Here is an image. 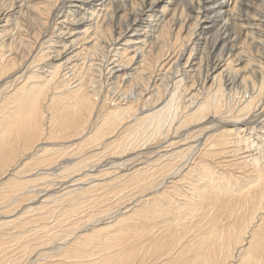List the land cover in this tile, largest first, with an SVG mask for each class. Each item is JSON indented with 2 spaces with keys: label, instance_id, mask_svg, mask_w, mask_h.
Wrapping results in <instances>:
<instances>
[{
  "label": "rangeland",
  "instance_id": "1",
  "mask_svg": "<svg viewBox=\"0 0 264 264\" xmlns=\"http://www.w3.org/2000/svg\"><path fill=\"white\" fill-rule=\"evenodd\" d=\"M1 1L3 2V4H7L4 2V0H1ZM17 1H19V0H12V3L14 6L13 7L11 6V8L8 6H5V7L3 6L4 7L3 8L0 5V19L2 20L0 22V32H1V29L4 27V25H6L5 20H4V16L9 15L8 17L10 18V21L6 27V30H5V31L8 30V32H5V38L6 39L3 40L4 38L3 39L0 38V51H5V53H7V51H6L7 43L10 42L12 34H13V38L10 42V44H11L10 49L12 51H15V50L17 51L18 50L17 39H18L19 33L22 30L23 31L27 30L28 27L29 28L33 27V25H31L29 19H25L23 21H20V19L18 18L20 16L21 12L23 11V8H22V6H20V8L15 7V3ZM139 1L134 0V4L136 6H139V4H140ZM188 1L187 0H163L162 3L160 2L159 4H157V7H154V11L150 10V11L146 12L148 14H152L153 15L152 17H150V18L148 17L147 18L148 20H146L145 16H143L142 18L144 19L145 22L142 19L141 20L142 22H140V20H138L137 23L135 25H133L134 34H135L134 36L130 37L129 35H125L124 38H121L122 40H119V42L117 41L118 45H114V44L111 45V43L108 42L109 44L104 43L99 48L97 47V49L95 48V46L93 48H91L92 43L87 42V40L89 41L92 39V34L93 35L95 34L94 29L96 28V26L101 23V21H102L101 19L107 17V15H108L107 11H111V9L113 7L112 0H110V1L109 0H83V1L77 0V2H76V0H73V1L71 0V2H73L72 5L74 4L73 9H72V7H70L71 4L68 2V0L58 1V3H56V7H54V9L52 8V10H50L49 15H48V20L46 21V24L42 27L43 29H41L42 31L39 33V35H36L37 29L33 28V30H29L30 34H28V38L31 36L34 37V42H33L34 46H33L32 51L38 52L40 50V52H39L40 54H41V51H42V53H47V54L49 53L44 58L39 57L40 60H38V62L33 60L34 63L32 65L33 66L35 65V67H34L35 71H37L39 69L37 72L43 70L44 74L47 73V72H45V70H47V67L42 66V64L47 63V61H48V64H50V59H52V57H54L57 54L56 52H58V53L61 52L63 57H62L61 61H58V63L63 62L66 59L65 57L68 58L67 59L68 61H64V63L62 64V67H63V65H65V66L63 69L61 68L63 71L61 70L60 73L61 72L65 73V74H63V76L66 75L67 80L70 79L72 82H74V84H77V81H75V79H77V76H78L80 78V81L84 82L83 83L84 87L86 84L88 85L89 83H91L90 80L92 82L93 81L96 82L97 84L99 83V85H98L99 89H100L99 92L101 91L99 93L101 95L100 98L101 99L106 98L107 103H109L110 101H112V102L116 101V102H119L118 106H120V104L122 106H123V104L125 106H127L128 102L130 100H133V101L137 100L136 101V102H138L137 103V114H138V112L143 111V110H144V113L147 114V113H149L148 112L149 110L147 109V107L149 109L152 107L159 109L163 105L167 104L168 102H171L172 100H173L172 102L174 103L175 107H171L170 109H165V110H167V113H170V114H168V116L170 118H172V117L173 118L172 119L169 118L168 121L166 122V125L163 124L162 128L159 129V133H158V128H156V127H153V129H152V127H149L148 129L146 128L145 134L143 135V137H146V135H147L146 141L144 142L145 144L144 143L142 144L144 146L141 145L138 149V147H136V146H138L137 143L139 142V140L137 142L135 141L132 144V146H130V148H131L130 150L126 151L124 154L119 155V156H117L118 154H116V153L113 154V152H111V148L109 149V147L106 149L101 148L104 146L105 142H110L113 140L111 136L114 135V133H108L104 137V139L107 138L106 141L104 142V144L99 143L98 146H95V147H93V146H89V148L84 147V149L82 151H79V152H77V151L79 150L78 146L80 145V141L79 142L77 141L79 139L77 137L81 136L82 133H79V135L70 136L69 138H64V139L62 137H60L61 135H59V137L57 139L56 138L47 139L46 136H41V140L38 141L37 143H35V147H37V149L38 148H46V149H48V151H46V152L40 151L37 154V155L45 154L44 155L45 157L40 155L42 159L40 160V163L37 166L31 165L32 158L28 157V153L26 151L24 153V156H22V153L17 154L18 156H16V155L13 156L12 158H16V160L12 159L13 161L11 160L10 163L11 164L15 163V164L14 165L12 164L13 166H11V164H10V166L6 167L9 169L6 171V173L3 174L4 176H2L0 178V183L1 182L3 183L8 177H11V175H13L14 172L16 175L18 174L17 176L23 177L21 179L30 178L31 179L30 182H32V183L27 181L24 184L26 186H23V189L25 190V192L27 194L24 193V191L22 192L20 190L19 191L20 193L17 192L16 195L12 194L13 197H12V195H10V196L7 195V193H6V197H5V194H4L5 191L1 190V188H0V191H2V193H0V195H2V197H3V200L0 201V221L5 222L3 225L4 227L2 226V230H1V226H0V230L2 231V233L4 232L6 235L5 236L3 234L2 237L0 238V264H42V263L43 264H53L54 262L56 264H58L61 257H63L62 254L66 250H68V248L72 247L73 245H75L77 243L76 237H78L82 233H85L88 231L91 232V230H93L94 227L97 230H100V231H98L99 233L92 232V235H90L87 238H83V242L81 244L84 246L85 244L89 243L90 245H86V247H89V248L92 245L93 246L94 245L99 246L97 244V241H99L103 238H107V235L104 237L101 236V235H105L106 230L108 229L107 227H103V225L105 223H107L106 225L112 224L110 222H112L116 216H122V215L124 216L125 214L130 213L131 212L130 210L134 209L135 204L140 203L142 205V203H144L146 201L145 197L148 198V197H151L154 195L155 192H150V190H148V192H147L145 190V188L142 187L144 184V182L142 183V181L137 182L135 184L126 185L127 187H124V184L126 183V180L129 178V176L131 177L132 176L131 174L135 170H137L138 167H141V166L143 167L142 169H145V171H146V172H144V174H142L143 176L149 174L150 169L151 170L156 169V168L161 169L164 165L169 164V163H173V165L169 169H173L175 172L180 171L181 168L185 169V170H181L179 175L176 178L174 176H167V177L165 176V178L162 179L163 186H162V184L158 185V187H161L160 189H162V188H164L165 185L171 186V185H173L172 183L176 182L177 185L180 186L179 191L184 190L185 187L188 186L187 184L189 182H191L190 178H187L186 176H184L186 168L187 169H196V166H194V164L196 165L197 162H201V163L204 162L206 168L201 167V169L204 168L207 170V168L209 167L210 169H208V170H210L212 172L215 171V173L217 174V177L221 178V180L222 179L225 180L224 176H227L228 181L231 182L232 184L234 183L233 184L234 186L238 185V187H239V186L243 185L246 187L247 184L250 182L248 180L249 177H250L249 178L250 180L255 179V177H257L258 179L260 178V176L255 175V173L253 172V169L251 167L240 163L242 161L240 158L243 157L244 155H246L247 152L248 153L251 152L250 154H252L254 156H259L258 153L261 151V149L259 150L257 148V147H260L258 145V143L261 144V142L263 143V140H264V0H232V1L231 0H229V1L228 0H224V1L223 0H213V3H215L214 7L216 5V8H214V9H216V10H218L217 6L222 1L224 2L223 4H228V7H231L237 1H238L237 2L238 4H236V6L240 5V7L237 6L238 9L236 10V11H238V10L240 11V12L238 11V13L236 12L237 13L236 19H238V20H235L236 22L231 21L236 25H234L232 23L233 24L232 29H230V28H229L230 30H228V29L224 30L223 29L220 32V35L223 38H225L227 36V34H230L229 35L230 37L228 39H232V40L229 41L228 43H225L224 42L225 40H224V41H218V42H220V44L215 45L214 41H212V39L214 40V38H212V35L214 34L215 30L221 26V23L216 22V23H218V26L213 30L210 29L211 27L209 24L204 23L203 25H208L207 28H209V27L210 28L209 29L205 28L204 30L199 31L200 29L195 28V25H193V26L191 25V23L195 24L194 19H198V18H194L193 17L194 14H193L190 16L193 17L194 19L191 17H188L184 23V27L182 30L184 33H182V32L180 33V36L182 34V37L179 36L177 39L175 37H172L171 40H170V38H169V40H167V39L164 40L163 41V43L165 44L164 47L160 51H158L160 45H162V43H160V41L157 39V34L159 31V25L161 23H163V21L165 20V19L163 20L162 16H165V18H168L171 15H175V16L177 15L178 16V15H180L179 13H181V11H183V10H184L183 14H187L188 9L185 8L184 4L187 3ZM198 1L199 0H192V3H195V6H197ZM60 2H62V3H60ZM119 2L118 1L116 2V5L114 6V8L117 9V5L119 4ZM19 3H21V2L19 1ZM76 3H77V5H76ZM229 4H230V6H229ZM249 5H250V7H249ZM257 5H258V7H257ZM260 5L261 6L263 5V6L261 7ZM108 6H109V8H108ZM165 8H166V10H165ZM2 9L3 10L5 9V10L3 11ZM194 10L196 11V8ZM200 12H202V10H200ZM209 12H215V11L209 10ZM122 13H124V11L119 12V14H122ZM161 13H163V14H161ZM3 14H5V15H3ZM217 14H219V12ZM114 15L108 16L107 18L114 25L115 31L113 30V35L116 33V36H117L119 31H120L119 30L120 26L119 27L117 26V21H115ZM117 15H118V13H117ZM211 15H212V13L208 14L209 17H211ZM103 16H106V17H103ZM245 16H248V17H245ZM251 16L256 21L255 20H251V21H243L242 20V19L247 20ZM212 17H213V15H212ZM81 18H82V20H81ZM158 18H160V19H158ZM17 19L20 21V22L18 21L20 24L18 22H16ZM149 19L151 22L149 21ZM153 19H155L157 21H155ZM258 19L261 20V24L257 22ZM64 20H65V22H64ZM75 20H77V21H75ZM78 20H79V22H78ZM75 22H76V24L77 23L78 24L75 25ZM152 22L154 25L152 24ZM240 22L242 24L246 23V25L243 26ZM82 23H83V25H82ZM140 23H142V24H140ZM149 23H150L151 27L149 26ZM145 24H148V25H145ZM255 24L256 25L259 24L258 27L255 26ZM21 25L23 27H21ZM175 25L177 26L178 22L175 23ZM187 25H189V27ZM190 26H192L193 28ZM239 26L241 28H239ZM149 27H150V30H149ZM246 27H248V28H246ZM69 28H71V30H68ZM191 28L193 30L191 32L193 35H191L189 33L190 32L189 30ZM91 29L93 31H91ZM142 29H144L146 31L142 32L143 31ZM194 29H196V30H194ZM79 30H81V33H83V34L79 33L80 32ZM34 31H36V32H34ZM124 31H126V30H124L122 28V32H124ZM139 31H141L142 34ZM151 31H153V32H151ZM187 31H189V32H187ZM87 32H89V33H87ZM131 32H133V30H131L127 33L130 34ZM150 32H151V34L152 33L153 34L151 35ZM200 32H202V34H200ZM248 32H250V33L253 32L256 38L251 41L250 38H252V37L250 35H248ZM3 33H4V31H3ZM22 34H24V32ZM149 34H150V37H149L150 39L147 38L149 36ZM189 34H190V36H189ZM53 35H55L56 38ZM82 35H83V37H82ZM145 35L146 36L148 35V36L145 37ZM246 35L250 36L249 37L250 42H243V39H245V37H243V36H246ZM141 36H143V37H141ZM187 36L189 39H187ZM86 37H88V39ZM152 37H153V39H152ZM258 37H261V39L262 38L263 39L260 40V38H258ZM137 38H138V40H136ZM64 39L67 41H65ZM69 39H70V41H69ZM146 39H148L149 41H147ZM35 40L37 42H35ZM73 40H75V41L78 40V41L75 42ZM139 40L142 42V44H144V46L141 45V42ZM151 40H153V41H151ZM174 40L176 41L175 42L176 44L174 43ZM68 41L71 43L73 42L72 43L73 45L71 43L67 44L66 42H68ZM258 41H261V42H258ZM47 42H49V43H47ZM137 42H139V43H137ZM152 42L155 44H153ZM52 43H53V45H52ZM115 43H116V41H115ZM151 43L153 44V46L151 45ZM179 45H181V46H179ZM36 46H37V48H36ZM46 46H48V47H46ZM62 46L65 48H63ZM73 46H74V48H73ZM69 47H71V48H69ZM149 47H150V49H152L149 52L150 54L148 53ZM94 48H95L96 54H95V51H93ZM102 48H103V50H102ZM62 49H63V51H61ZM91 49H93V50H91ZM221 49H223L222 52H221ZM98 50H101L102 53L99 52ZM162 50L164 52L166 50V52L164 53ZM78 51H80V52H78ZM90 51H92V53ZM74 52H75V54L77 52L78 53L75 55ZM93 52H94V54H93ZM151 52H153V53L155 52V53L153 54ZM50 53H52V54H50ZM66 53L68 56L66 55ZM97 53H99V54H97ZM228 53H229V55H228ZM71 55H72V57H75V58H72ZM136 55H137V57H136ZM153 55H155V56H153ZM149 56H150V58H149ZM154 57H155V60L157 59L156 61L154 60ZM76 58H78V59H76ZM140 58H141V62H142L141 64H140V60H139ZM147 59H148V61H147ZM158 59L160 62L158 61ZM31 61L32 60L29 58L23 59V64L18 67V70L19 69L20 70L19 71L17 70L18 72L17 71L15 72L13 69L10 72L11 74L10 75L8 74L11 78L7 77L6 80H4V81L7 82V80L9 81L10 79H13L15 76H18V75H22V74L28 75V74L32 73L31 71H33V68H32L33 66L30 67V65H29ZM136 61L137 62L139 61L138 62L139 64ZM146 61H147V63H149V65L150 64H152V65H150V67L146 66V65L144 66ZM132 62H134V63L136 62L137 64L134 65V63H132ZM220 62H223V63H221L222 66L220 65ZM153 64H154V66H153ZM161 64H163V65L161 66ZM226 64L228 65L229 68L226 66ZM80 66H82V67H80ZM41 67H42V69H41ZM134 67H139L138 70L143 71V73L141 72L142 73V76L140 78L141 82L137 83L138 85L135 82H133L132 78H130L131 76L129 75L131 73V72H129V71H131L129 68H134ZM83 69H85V70L83 71ZM91 69H93L94 71H91ZM148 69H149V71H147ZM86 70H88L90 73L86 72ZM144 70H146L147 72H145ZM224 70H226V71H224ZM69 71H70V73H68ZM220 73L222 74V78L220 79V82L222 80L220 88L222 90H225L222 93H218V91H219L218 81H219V74ZM74 75H75V77H74ZM70 77H73V79H71ZM163 77H164V79H163ZM165 77H167V78H165ZM243 78H245V80H243ZM23 79L26 80V78H24V77H23ZM147 79H148V81L146 83ZM195 79H196V81H195ZM18 80L16 82H19L20 84H22L24 82L22 80H19V81ZM203 80H205V81H203ZM32 81H33V79H32ZM16 82L8 83L10 85L7 87L6 90L10 91L11 87ZM86 82H88V83H86ZM60 83H61V86H63V87L65 84H67V85H65V87L66 86L68 87V85H69L65 81L64 82L62 81ZM38 84H39V82H35L34 86H37ZM135 85H137V86H135ZM4 86H5L4 84L0 83V91H2ZM129 86H130V88H129ZM71 89H73V88L69 87L67 90H71ZM215 89H216V91H215L216 95H215V92L213 93V91ZM235 91H237V92H235ZM53 92H54V90L52 89L47 93V99L48 100H49L50 94H52ZM138 93H141V95H139ZM217 95L219 96V98L221 95V98H223L224 100L219 99ZM208 96H210V98L212 96H214L218 99L219 108L216 109V111H218V112L214 111L213 108H210L206 112V114L203 115V117L201 116L198 118H190V119L187 118L184 120L185 116L187 114L193 112L195 110V108H197L199 106L200 102H202V99H204L205 97L209 98ZM207 98H205V99H207ZM251 98L254 99V103H253L254 105H252L253 109L251 108L252 111L250 109L246 113H243V114L237 116V114L239 112H241V109H243V107L245 106L247 100H249ZM154 101H155V103H154ZM46 102L48 104V101H46ZM151 102H152V104H151ZM47 104H45V106H47ZM13 106H14V103L9 104V105H4L3 102L0 101V111H2V113L6 112V110L12 108ZM105 107L111 109V108H113V105H111V106L105 105ZM177 107H178V109H177ZM46 110H45L46 113L47 112L49 113L52 110V108L48 107V109H47V107H46ZM169 110H170V112H169ZM173 111H175V112H173ZM48 113L47 114L44 113V115L47 117V120L44 122V125L46 127L49 126L48 119L50 117V113L49 114ZM175 113H177L178 115ZM88 119L90 121V118H88ZM88 119H87V121H88ZM173 119L175 120L174 122H173ZM170 120H172V121H170ZM88 122H86L84 124V126L88 125L87 124ZM51 127L54 129L55 123L54 124L51 123L50 128ZM232 128H233V131L235 130L238 133V136L233 135L234 137H236L235 140L239 141V137L244 139L246 136V138H249L250 142L252 141L249 144L250 146L248 145L247 147H250L253 149L250 150V148H247L246 145L244 144V142L241 141L240 143H242V142L243 143H242V145L239 143L238 147H240L239 145H241L243 149L246 148V151L239 150V149H238L239 151H234V149H232L231 144H227L226 147H225V145L222 146V145H216L215 144L210 149V151H212V149H213L212 155L207 156V155H204L202 153L203 149L208 147L205 144H207V143L209 144L212 140H214V138H216L215 136H218L217 134L222 133L223 130L232 129ZM168 129H169V131H168ZM176 131L179 133H177ZM83 133H84V130H83ZM164 133H165V135H164ZM210 135H212V136H210ZM72 137H73V139L70 140V138H72ZM197 138H199V139H197ZM68 140L70 142H68ZM61 141H62V143H61ZM45 142H48V143H45ZM75 142H78V143H76V145H73V144H75ZM253 142H255V143H253ZM252 144H253V146L255 145L254 146L255 148L252 146ZM256 144H257V147H256ZM69 145H70V147H69ZM64 146H65V148H62ZM182 148L184 149V151H182ZM55 149H58V151H56ZM176 150H180V152L178 153V156L174 157L171 154H173L172 151L174 152ZM252 150H254V151H252ZM255 150H257V151L255 152ZM28 151L31 152L30 150H28ZM68 151H69V153H68ZM65 152H66V155H64ZM256 153H257V155H255ZM91 154H95V155L93 157H89V155H91ZM259 154L261 156V160H263L264 159L263 155L261 153H259ZM80 157H86L87 158L85 163H84V166L79 167L78 169L75 168L76 166L73 167L72 169H68L73 165V162H77L78 158H80ZM158 157H160V158H158ZM148 158H150V159H148ZM46 159L48 160V162L50 161V164H48V165L42 164V163H46ZM204 159H205V161H203ZM206 160H208V161H206ZM66 161H71V163L67 164ZM188 161H190V162H188ZM177 163H178V165H177ZM64 164L65 165L67 164L66 165L67 167H65ZM123 165H124V167H123ZM80 168H83V169L81 170ZM91 168H92V170H91ZM177 168L180 170H176ZM58 169H60V170H58ZM65 169H68V170H65ZM17 170H19V172H16ZM202 171H201V173H202ZM19 173H20V175H19ZM194 174H196V173H194ZM27 175L30 177H28ZM197 175H199V174H197ZM244 175L246 176L247 179L242 178ZM261 176H262L261 178L264 179V173ZM34 178H36V179H34ZM166 178L168 179V181ZM237 178H240L238 180V183H236ZM239 182H242V183H239ZM91 184H93V186ZM118 184H123V187L117 188V186H119ZM129 184H130V180H129ZM263 184H264V182H263ZM89 186H90V188H89ZM243 189H244V187H243ZM68 190L69 191L71 190L70 194H69ZM73 190H75L76 192ZM118 191H120V192H118ZM228 192H230L231 194H234V192H231V191H228ZM23 195H25V197ZM17 197H19V201H15V200H17ZM79 197L81 199H83V201L78 200ZM6 198H7V200H6ZM20 198L23 201L25 198H26V200L23 202ZM65 199L66 200L68 199V200L66 201ZM73 199H74V201H73ZM61 200H62V202H59ZM64 200H65V202H64ZM69 200H71V201L69 202ZM76 200H78V202L79 201L83 202L84 204L83 203H82L83 205L77 204V202H75ZM68 202H69V204H68ZM234 202H240V204L233 205V206L229 207L230 209L225 208V210L224 209L219 210V211L224 210L223 215L220 214L219 212H216V213H218L217 215L219 216V218H220L219 220H221L222 224H225V223H226V225L229 223H230L229 225H232L234 223L241 224L239 222L245 221L246 210H245V204H244L243 199L239 195L238 198L236 200H234ZM72 203H73V205H72ZM29 204L31 205L30 208H32L34 211H28V213H29L28 214L27 208L29 209ZM170 204H174V201ZM65 205H66V207H65ZM46 207H48V208H46ZM80 207H81V209H80ZM78 208L80 210H78ZM201 208H202V210H207L205 206H203ZM214 208L216 210L218 209L216 206H214ZM25 209H26V211H24ZM75 209H76V211H74ZM62 210H66L69 212L68 213L66 212L67 213L66 215H63L62 217H60L62 215V213L65 212V211L63 212ZM47 211H49V212L46 214ZM72 211H74V212H72ZM38 213H39V216L42 215V213H43V215L45 214L47 220L46 219L36 220ZM33 214L35 216H32ZM30 215H31V218H30ZM47 216H49V217H47ZM56 216H57V218H56ZM185 216L186 215H184V217ZM222 216L224 217V219L222 218ZM226 216H228L229 218ZM4 217H5V219H4ZM58 217H60V219ZM28 218L34 219V223H33V221H29ZM61 218H62V220H61ZM174 218L176 219L177 216L176 215L175 216L170 215V221H172ZM207 218H208V220H207ZM241 218H242V221H241ZM27 219L29 222L26 223V226H25V222ZM58 219L60 220L59 224L57 222ZM144 219H145L144 217H140V220H138V222L136 221V223L134 224V228L136 231H139L138 227L143 228L144 223L146 222V220H144ZM231 219H233V220L231 221ZM238 219H239V222H238ZM6 220L7 221L9 220V221L7 222ZM10 220H13V221L17 220L16 222L21 221L20 225L23 227L20 228L21 226H19V223H17L18 224L17 225L16 222L13 223ZM45 220L47 221L46 223H48V224H46V223L43 224V221H45ZM198 220L200 222H198ZM212 220H213V215L208 216V214L200 216L197 219L192 218V221H191L192 223L188 224L189 229H190L189 232H191V233L194 232L199 225H201V226L205 225V224L211 222ZM227 220H230V221H227ZM40 221L43 225L40 223ZM55 221H56V223H55ZM201 221H202V223H201ZM233 221H236V222H233ZM9 222H11L13 224V226L15 224L17 226H19L18 228L20 230L17 229V227H13V226H11V227L9 226L10 227L9 228L7 226V224H9ZM30 222H32V223H30ZM185 222H189V220L186 219ZM11 223L9 225H11ZM22 223H24V224H22ZM39 224H41V225H39ZM53 224H55V225L52 226ZM5 225L7 226L6 228H5ZM36 225H39V226H36ZM190 226H191V228H190ZM132 227L133 226H129L127 231L132 229ZM8 228H9V230H7ZM3 229H4V231H3ZM1 231H0V233H1ZM16 231L18 233H16ZM19 231H23V232L21 233ZM6 232H8L10 236L13 233V235L11 236L12 238L8 234H6ZM15 233H16L17 237L15 236ZM113 233L114 232H110V233H108V235H111ZM13 236L15 238H13ZM246 236L247 235L244 236L246 241L245 240L243 241V243H245V244L247 243V241L249 239ZM7 237H8V239H6ZM128 237H129L128 241H131L132 237L130 236V234ZM96 238H99V240ZM85 240H88V241H85ZM104 241L105 240H101L100 244H102ZM147 241L148 240H146V238L143 236V238L140 237V239H138L135 244H143L141 246V249L146 251L147 248L145 247V244L147 243ZM54 243H56V244H54ZM243 243L240 244L239 247L247 246ZM136 247L138 248V247H140V245L139 246L137 245ZM237 247H238V245L236 246L233 255H237V253L239 252L240 248L239 247L237 248ZM61 248L62 249L64 248L65 251H62ZM115 249H116V247H111V248H109V251L115 250ZM176 250H177V248H174L173 252L171 254L167 253L166 255L171 256L173 254V256H174ZM145 253H148L145 255V256H147L145 258H148V257L150 258L151 255L149 256V252H145ZM158 253L161 254V251L157 250V253H153L151 257L156 258L158 256L157 255ZM98 254L99 253H97L96 255H98ZM187 255L189 256L188 253H187ZM50 256H52V257H50ZM70 257H71V259H69L68 261H72V260L76 259V258H73L72 255ZM160 257L158 258L159 262L157 261V259L155 261V260H152L153 258H151V259H149L151 261H149L147 263L151 264V262H153L154 264L155 263L156 264H162V262H163L162 259H165L166 256H164V257L160 256ZM35 258L38 260H36ZM233 259L231 258L232 261H230L231 263L229 262L228 264H234L235 263L234 261H237V257H234ZM135 260H138V259L135 258ZM146 260H148V259H143V262ZM160 261H161V263H160ZM147 263H145V264H147ZM178 264H180V262Z\"/></svg>",
  "mask_w": 264,
  "mask_h": 264
},
{
  "label": "bare ground",
  "instance_id": "2",
  "mask_svg": "<svg viewBox=\"0 0 264 264\" xmlns=\"http://www.w3.org/2000/svg\"><path fill=\"white\" fill-rule=\"evenodd\" d=\"M19 1L21 3H19ZM19 1H17L15 3V7H17V8L19 7L20 8V6H22L23 11L21 12V14H20V16L18 18L20 19V21H23L25 19H29V21H30L31 25H33V27H31V28L28 27L27 30H25L26 32L22 30L19 33V36H18V39H17V43H18V50L17 51L16 50L12 51L10 49V46H11L10 42H11V40L13 38V34L11 36L10 42L7 43V49H6L7 53H5V51H0V83L5 85L4 88L2 89V91H0V101L3 102L4 105H9V104H13L14 103V106L12 108L6 110V112L2 113V111H0V178L2 176H4L3 174L6 173V171L9 169V168H6V167L10 166L11 160L12 159L16 160V158H12V157L15 156V155L18 156L17 154H21V153H22V156H24L25 151L28 153V157L32 158L31 165L32 166L39 165L40 160L42 159L40 155L44 156L45 154H40V155H37V154L40 151H42V152L48 151V149H46V148H38L37 149V147H35V143H37L38 141L41 140V136H46L47 139H54V138L57 139L59 137V135H61L60 137H62L64 139V138H69L70 136H76V135H79V133H82L81 136L77 137V138H79L77 141L78 142L80 141V145L78 146L79 150L77 151V152H79V151H82L84 149V147L89 148V146H93V147L98 146L99 143H103L104 144V142L107 139V138L104 139V137L108 133H114V135L111 136L113 140L110 141V142H105V144L107 146L104 144V146L101 147V148H105L106 149V148L109 147V149L111 148V152H113V154L116 153V154H118L117 156H119V155L124 154L126 151L130 150L131 149L130 146H132V144L135 141L137 142L138 140H139V142L137 143L138 146H136V147H138V149H139V147L146 141L147 135H146V137H143V135L145 134V129L146 128L148 129L149 127H152V129H153V127H156V128H158V133H159V129L162 128L163 124L166 125V122L170 118L168 116V114H170V113H167V110H165V109H170L171 107H175L174 103L172 102L173 100L171 102H168L167 104H165L163 106L161 105L162 107L159 108V109H156V108H153V107L149 109L147 107V109L149 110L148 111L149 113H147V114L144 113L143 109H142L143 111H140L137 114V103H138V102H136L137 100L136 101L130 100L128 102L127 106H125L124 104H123V106L121 104H120V106H118L119 102H116V101L115 102L110 101L111 103L110 102L107 103L106 102V98H104V99L100 98L101 95L99 93L101 91L99 92V90H100L99 86H98L99 83L97 84L96 82H94V81L92 82L90 80L91 83H89L88 85L86 84L85 87H84V84H83L84 82H81L80 78L78 76H77V79H75V81H77V84H74V82H72L70 79L67 80L66 75L63 76V74H65V73H62V72H61L62 74L60 73V71L65 66V65H63V67H62V64L64 63V61H68L67 60L68 58L65 57L66 59L64 58L65 60L63 62L58 63V61H61L62 57H63L61 52H59V53L56 52L57 54L54 57H52V59H50V64H48V61H47V63L42 64V66H46L47 67V70H45V72H47V73L44 74L43 70L37 72L39 69L38 70L36 69L37 71H35L34 70L35 65L34 66L32 65L34 63L33 60L38 62V60H40L41 57L44 58L49 53L48 54L47 53H42V51H41V54H40L39 53L40 50L39 51L37 50L38 52L32 51L33 46H34L33 45L34 37L31 36V37L28 38V34H30L29 30H33V28L37 29V34L36 35H39V33L42 31L41 29H43L42 27L46 24V21L48 20V15H49L50 10H52V8L54 9V7H56V3H58V1H61V0H19ZM81 1H83V0H81ZM117 1L119 2L120 0H116V1L112 0L113 7H112L111 11H107L108 12L107 13L108 14L107 17L108 16H112V15L115 14L114 17H115V21H117V26L118 27L120 26V28H119L120 31H119L118 35L116 36V33L113 35V30H114L113 23L106 16H103V17H106V18L101 19L102 20L101 23L100 24L97 23L98 24L97 26L94 24L96 26V28L94 29L95 30L94 31L95 34L94 35L92 34V39L91 40H89V41L87 40V42L92 43V45L89 43L91 45V48H93L95 46V48L97 49V47L99 48L104 43L105 44L106 43L109 44L108 42H110L111 45L112 44L118 45L119 40H122L121 38H124L125 35H129L130 37L134 36L135 34H134L133 25H135L138 20H140V22H142L141 20L143 19L142 18L143 16H145L146 20H148L147 19L148 17L149 18L152 17L153 16L152 14H148L146 12L150 11V10L154 11V7H157V4H159L160 2L162 3L163 0H140V1L138 0L140 2L139 6H136L134 4V0H121L119 2V4L117 5V9H116V8H114V6L116 5ZM223 1L218 4V6H217L218 10H216V9H214V8H216V5L214 7L215 3H213V0H199L197 2V6H195V3H192V0H189L187 3L184 4L185 8L188 9L187 10L188 11L187 14H183L184 13V10H183V11H181V13H179L180 15H178V16L177 15L176 16L175 15H171L168 18H165V16H162L163 20L164 19L165 20L163 21V23H161L159 25V31H158V34H157V39L160 41V43H162V45H160L158 51H160L164 47V45H165L163 43L164 40H166V39L169 40V38L171 40L172 37H175L177 39L180 36L181 32L184 33L182 31L183 27H184V23H185L186 19L188 17H191L190 15H193V14H194L193 17L194 18H198V19H194L193 17H191V18L194 19V22H195V24L191 23V25L192 26L195 25V28L200 29L199 31H202L205 28H207L208 25H203L204 23L205 24H209L210 27H211V28L210 27L209 28L212 29V30L215 29L218 26V23H216V22L221 23V26L218 27L215 30L214 34L212 35V38H214V40L212 39V41H214L215 45L216 44H220V42H218V41H224L225 40L224 41L225 43H228L229 41H231L232 39H228L230 37L229 36L230 34L226 33L227 36L225 38H223L220 35V32L223 29L224 30L232 29L234 23L231 22V21L238 20V19H236V14L238 13L239 10L238 11H236V10L238 9L237 6L240 7V5L236 6V4H238L237 3L238 1H237L234 4L232 3L233 5L231 7H228V4H223L224 3ZM4 2L7 3V4H3V2L0 0V5L2 7L3 6L4 7L8 6V7L11 8V6L12 7L14 6L13 3H12V0H4ZM68 2L71 4L70 7H72V9H73V6H74V4L72 5L73 2H71V0H68ZM76 2H77V0H76ZM60 3H62V2H60ZM76 5H77V3H76ZM229 6H230V4H229ZM249 7H250V5H249ZM257 7H258V5H257ZM108 8H109V6H108ZM195 8H196V11L194 10ZM165 10H166V8H165ZM200 10H202V12H200ZM209 10L215 11V12H209ZM121 11H124V13L119 14V12H121ZM218 12H219V14H217ZM117 13H118V15H117ZM209 13L210 14L212 13L213 17H212V15H211V17H209L208 16ZM161 14H163V13H161ZM3 15H5V14H3ZM8 16L9 15L4 16V20H5V24L6 25H4V27L1 29L2 33L0 32V38H2V39L4 38L3 40L6 39L5 38V32H8V30L5 31L7 25L9 23V21H10V18ZM245 17H248V16H245ZM158 19H160V18H158ZM81 20H82V18H81ZM153 20H155V19H153ZM242 20L243 21H251V20H255V19L251 16L247 20H244V19H242ZM1 21L2 20L0 19V22ZM18 21L19 20L17 19L16 22H18ZM75 21H77V20H75ZM143 21H144V19H143ZM149 21H150V19H149ZM155 21H157V20H155ZM64 22H65V20H64ZM78 22H79V20H78ZM177 22H178V25L176 26L175 23H177ZM257 22L261 24V20L260 19H258ZM77 24L75 22V25H77ZM140 24H142V23H140ZM152 24H153V22H152ZM82 25H83V23H82ZM145 25H148V24H145ZM234 25H236V24H234ZM242 25L244 26V25H246V23H243ZM258 25L255 24V26H257V27H258ZM149 26H150V23H149ZM187 26L189 27V25H187ZM192 26H190V27H192ZM21 27H23V26L21 25ZM150 27H149V30H150ZM122 28L124 30H126V31L122 32ZM192 28L190 30L188 29L190 32L187 31L191 35H193L191 33L193 31ZM209 28H207V29H209ZM239 28H241V27L239 26ZM246 28H248V27H246ZM68 30H71V28H69ZM131 30H133V32L128 34L127 32H129ZM142 30H141L142 32L146 31L144 29H142ZM194 30H196V29H194ZM3 31H4V33H3ZM79 31H80L79 33H81V30H79ZM91 31H93V30L91 29ZM141 31H139V32L142 34ZM23 32H24V34H22ZM34 32H36V31H34ZM151 32H153V31H151ZM151 32H150V34H151ZM87 33H89V32H87ZM81 34H83V33H81ZM150 34H149V36L147 35L148 37L145 35V37L149 38ZM190 34H189V36H190ZM200 34H202V32H200ZM248 35H250L253 38V39L250 38L251 41L256 38L253 32H251V33L248 32ZM248 35L243 36V37H245V39H243V42H250L249 41V37L250 36H248ZM53 36L56 38L55 35H53ZM82 37H83V35H82ZM141 37H143V36H141ZM180 37H182V34H181ZM86 38L88 39V37H86ZM138 38L136 40H138ZM258 38H260V40L263 39V38L261 39V37H258ZM152 39H153V37H152ZM187 39H189L188 36H187ZM146 40L149 41L148 39H146ZM65 41H67V40H65ZM69 41H70V39H69ZM69 41L66 42V43L67 44L71 43ZM73 41H75V40H73ZM77 41H75V42H77ZM115 41H116V43H115ZM151 41H153V40H151ZM35 42H37V41L35 40ZM175 42L176 41L174 40V43ZM258 42H261V41H258ZM47 43H49V42H47ZM137 43H139V42H137ZM152 43H151V45L153 46V44H155V43H153V44ZM52 45H53V43H52ZM141 45L144 46V44H142V42H141ZM181 45H179V46H181ZM46 47H48V46H46ZM36 48H37V46H36ZM63 48H65V47H63ZM69 48H71V47H69ZM73 48H74V46H73ZM95 48H94V50L93 49H91V50L95 51ZM102 50H103V48H102ZM150 50H152V49H150V47H149L148 53L150 52ZM61 51H63V49ZM98 51L102 53L101 50H98ZM222 51H223V49H221V52ZM78 52H80V51H78ZM90 52L92 53V51H90ZM165 52H166V50H165ZM151 53H153V52H151ZM229 53H228V55H229ZM50 54H52V53H50ZM74 54H75V52H74ZM93 54H94V52H93ZM95 54H96V51H95ZM97 54H99V53H97ZM66 55H67V53H66ZM153 56H155V55H153ZM71 57H72V55H71ZM136 57H137V55H136ZM25 58H29V59L32 60L30 62V64H29L30 67L33 66L32 67L33 71H31L32 73H30L28 75H26V74L18 75V76H15L13 79H10L9 81L7 80V82H5L4 80H6L7 77L11 78L9 76L11 74L10 72L13 69L16 72L18 70V67L23 64V59H25ZM72 58H75V57H72ZM149 58H150V56H149ZM76 59H78V58H76ZM139 60H140V64H141L142 63L141 62V58ZM154 60H155V57H154ZM147 61H148V59H147ZM147 61L145 62L144 66L146 65V66L150 67V65H152V64L149 65V63H147ZM158 61H159V59H158ZM136 62L135 63L132 62V63H134V65H135L139 61L137 63ZM221 63H223V62H220V65H221ZM227 64H226V66L228 67ZM162 65L163 64H161V66ZM153 66H154V64H153ZM80 67H82V66H80ZM41 69H42V67H41ZM129 69L131 70V71H129V72H131L129 75L131 76L130 78H132L133 82H135L136 84L141 82L140 78L142 76L143 71L138 70L139 67H134V68H129ZM84 70L85 69H83V71ZM91 71H94V70L91 69ZM144 71L147 72V71H149V69L147 71L146 70H144ZM224 71H226V70H224ZM86 72H89V71L86 70ZM68 73H70V71ZM23 77L26 78V80H24ZM74 77H75V75H74ZM70 78L73 79V77H70ZM165 78H167V77H165ZM221 78H222V74L220 73L219 74V81L217 80L218 83H219V86H218L219 91H218V93H222V92L225 91V90H222L220 88L221 87V82H222V80L220 82ZM18 79L22 80L24 82L22 84H20L19 82H16ZM32 79H33V81H32ZM163 79H164V77H163ZM243 80H245V78H243ZM62 81L63 82L65 81V82H67L69 84L68 87L66 86L67 88L65 87V85H67V84H65L64 87L61 86L60 82H62ZM147 81H148V79L146 80V83H147ZM195 81H196V79H195ZM203 81H205V80H203ZM10 82H12V83L16 82V83L13 84V86L11 87V90L8 91L6 89L10 85V84H8ZM35 82H39V84L37 86H34ZM86 83H88V82H86ZM137 85H135V86H137ZM69 87H71L73 89L67 90ZM129 88H130V86H129ZM52 89L54 90V92L52 94H50V96H49V100L50 101H49L47 99V93L50 90H52ZM215 91H216V89L213 91V93ZM235 92H237V91H235ZM138 94L141 95V93H138ZM215 95H216V92H215ZM208 97L209 98L205 97L207 99H205V98L202 99V102H200L199 106L197 108H195V110L193 112L187 114L185 116L184 120L187 119V118L190 119V118H198V117H201V116L203 117V115L206 114V112L210 108H213L214 111H216V109L219 108L218 99L216 97H214V96H212L211 98H210V96H208ZM218 98H219V96H218ZM219 99H223V98H221V95H220ZM46 101H48V104H47ZM154 103H155V101H154ZM253 103H254V99L253 98L247 100L245 106L243 107V109H241V112H239L238 114L236 113L237 116L249 111L253 107L252 106V105H254ZM45 104H47V106H45ZM151 104H152V102H151ZM105 105H107V106L113 105V108L109 109V108L105 107ZM46 107H47V109H48V107L52 108V110L49 112L50 113V117L48 119V123H49L48 127H46L44 125V122L47 120V117L44 115V113L45 114L48 113V112L46 113V111H47ZM177 109H178V107H177ZM252 109H251V111H252ZM169 112H170V110H169ZM173 112H175V111H173ZM216 112H218V111H216ZM175 114H177V113H175ZM88 118H90V121H89ZM172 118H170V119H172ZM87 119H88L89 122L87 121ZM170 121H172V120H170ZM174 121L175 120L173 119V122ZM86 122H88L87 123L88 125L84 126V124ZM51 123L52 124L55 123L54 129L52 127L50 128V124ZM83 130H84V133H83ZM168 131H169V129H168ZM177 133H179V132H177ZM164 135H165V133H164ZM217 135L218 136H215L216 138H214V140H212L209 144L208 143L205 144L208 147L203 149L202 153L204 155H207V156L212 155L213 149H212V151H210V149L215 144L216 145H222V146L225 145V147H226L227 144H231L232 145V149H234V151H239V150L246 151V148L245 149L242 148V146H241L242 143L244 142V144L247 147L252 142V141L250 142L249 138H246V136H245L244 139L239 137V141L235 140L236 137H234L233 135H235V136L237 135L238 136V133L235 130L233 131V128L232 129L223 130L222 133H219ZM210 136H212V135H210ZM71 139H73V137L70 138V140ZM197 139H199V138H197ZM241 141H243V142L240 143ZM68 142H70V141L68 140ZM78 142H75V144H73V145H76V143H78ZM45 143H48V142H45ZM61 143H62V141H61ZM239 143L241 144V145H239L240 147H238ZM253 143H255V142H253ZM258 145L260 147H257V144H256V147L259 150L261 149L262 152L260 151L259 153H261L263 155V157H264V140H263V143L262 142H261V144L258 143ZM142 146H144V145H142ZM252 146H253V144H252ZM69 147H70V145H69ZM62 148H65V146L62 147ZM247 148H250V147H247ZM58 149H55V150L58 151ZM251 149H253V148H250V150ZM28 150H30L31 152H29ZM69 151H68V153H69ZM182 151H184L183 148H182ZM252 151H254V150H252ZM256 151L257 150H255V152ZM179 152H180V150H176L174 152L172 151L173 154H171V155L176 157V156H178ZM250 153L247 152L246 155L241 157L240 159L242 161L240 163L251 167L253 169V172L255 173V175L256 176H260V178L258 179L257 177H255V179L250 180L249 179L250 177H249L248 180L250 182L247 180L249 183L247 182L248 184H247L246 187L243 186V185H241L239 187H238V185L234 186L233 185L234 183L232 184L231 182L228 181L227 176H224L225 180H223V179L221 180V178L217 177V174L215 173V171L212 172V171L208 170V169H210L209 167L207 168V170L204 169V168H206L204 162H202V163L201 162H197L196 165L194 164V166H196V169H187L186 168L184 176H186L187 178H190L191 182L188 181L189 182L187 184L188 186L185 187L184 190L179 191V187L180 186H178L176 182H175L176 184L172 183L173 185H171V186H166L165 185L164 188L160 189L161 187H158V185L162 184V179L165 178V176L166 177L167 176H174L176 178L179 175L180 171L181 170H185V169L181 168V170H180V169L177 168L176 170H180V171H176L175 172L173 169H169L173 165V163H169V164L164 165L161 169H157V168L153 169V170L150 169L149 174L143 176L142 174H144V172H146L145 169H142L143 168L142 166L138 167L137 170H135L131 174L132 176L131 177L129 176V178L126 180V183L124 184V187H127L126 185H131V184H135L137 182H141L142 181V183L144 182L142 187L145 188V190L147 192H148V190H150V192H155L154 195L151 196V197H148V198L145 197L146 201L144 203H142V205L140 203L135 204L134 209L130 210L131 211L130 213L125 214L124 216L123 215L122 216H116L113 219V221L110 222L112 224L106 225L107 223H105L103 225V227H107L108 229L106 230V234L105 235H101V236L104 237V236L107 235V238L101 239V240H105L102 244H100L101 240H99V238H96V239L99 240V241H97V244L99 246H97V245L93 246L92 245L89 248V247H86V245H90L89 243L85 244L84 246L81 244L83 242V238L89 237L90 235H92V232L99 233L98 231H100V230H97L95 227L93 228V230H91V232L88 231V232L82 233L78 237L75 236L76 240H77V243L75 245L72 244L73 246L68 248V250H66V251L64 249L65 247L63 249L61 248V250L65 251V252L62 254L63 257H61V259L58 262V264H136V263L137 264H145V263L151 261L149 259L153 258L151 256H152L153 253H157V250L161 251V254L158 253L157 254L158 256L156 258H153L152 260L156 261V259H157V261H158V258L160 256H163V257L166 256L165 259H162V261H163L162 264H178L179 262H180V264H228L230 261H232L231 258L233 259L234 257H237V261H234L235 262L234 264H264V184H263L264 179L261 178L262 177L261 175L264 173V169H263L264 168L263 167L264 166V159L261 160V156H260L259 153H258L259 156H254V155H252ZM64 155H66V152H65ZM94 155L95 154H91V155H89V157H93ZM255 155H257V153ZM158 158H160V157H158ZM86 159H87L86 157L78 158V161L77 162H73V165L70 168H68V169H72L75 166H76L75 168L78 169L79 167L84 166V163H85ZM148 159H150V158H148ZM203 161H205V159ZM206 161H208V160H206ZM188 162H190V161H188ZM66 163L67 164L71 163V161H66ZM12 164H11V166H13L15 163L13 165ZM42 164L48 165V164H50V161L48 162V160L46 159V163H42ZM66 165H65V167H67ZM177 165H178V163H177ZM123 167H124V165H123ZM201 167H204V168L201 169ZM68 169H65V170H68ZM80 169L82 170L83 168H80ZM58 170H60V169H58ZM91 170H92V168H91ZM201 171H202V173H201ZM16 172H19V170H17ZM194 173H196V174H194ZM197 174H199V175H197ZM17 175L14 172V174L11 175V177H8L3 183L1 182L2 184L0 183L1 190L5 191V193H4L5 197H6V193L9 196L12 195V194L16 195L17 192H19L20 190L22 192L24 191V193H26L25 190L23 189V186H26V185H24L25 182H27V181L30 182L31 179L30 178L21 179L23 177L17 176ZM19 175H20V173H19ZM245 175L242 177L243 179L246 178L247 175L246 176ZM28 177H30V176H28ZM34 179H36V178H34ZM239 179L240 178H237L236 183H238ZM129 180H130V184H129ZM167 181H168V179H167ZM30 183H32V182H30ZM239 183H242V182H239ZM91 185L93 186V184H91ZM118 185L119 186H117V188L123 187V184H118ZM90 186H89V188H90ZM162 186H163V184H162ZM243 187H244V189H243ZM75 190H73V191H75ZM70 191L68 190L69 194H70ZM228 191L234 192V194H231ZM118 192H120V191H118ZM0 193H2V191H0ZM13 195H12V197H13ZM239 195L241 196V198L243 199L244 204H245V210H246V212H245V215H246L245 216V221L239 222V219H238V222L241 223V224L234 223L232 225H229L230 224L229 222H228L229 224H227V225H226V223L222 224L221 220H219L220 219L219 216L217 215L218 213H216V212H219L220 214L223 215L225 208L230 209L229 207H231L233 205H236V204H240V202H234V200H236ZM23 196L25 197V195H23ZM2 200H3V197H2V195H0V201H2ZM6 200H7V198H6ZM25 200H26V198L24 199V201ZM65 200H64V202H65ZM71 200H69V202ZM78 200H82L83 201V199H81L80 197H79ZM78 200L75 201V202H77V204H81V205L84 204L83 202H80V201H79L80 202L79 203ZM15 201H19V197H17V200H15ZM73 201H74V199H73ZM173 201H174V204H170ZM59 202H62V200L59 201ZM69 202H68V204H69ZM66 205H65V207H66ZM72 205H73V203H72ZM30 206L31 205L29 204V209L27 208V213H28V211H34L32 208H30ZM203 206H205L207 210H202L201 207H203ZM214 206H216L218 209L216 210L214 208ZM46 208H48V207H46ZM80 209H81V207H80ZM80 209L78 208V210H80ZM222 209H224V210L223 211H219V210H222ZM24 211H26V209ZM62 211L63 212L65 211V212L62 213V215L60 217H62L63 215H66L69 212V211H66V210H62ZM74 211H76V209ZM74 211H72V212H74ZM48 212L49 211H47L46 214ZM39 213H38V216L36 217L37 218L36 220H40V219H42V220L46 219L47 220L45 214L43 215V213H42V215L39 216ZM206 214H208V216L209 215H213V220L211 222L205 224V225H202V226L199 225L197 228L195 227L196 230L194 232H192V233L189 232L190 229H189V225L188 224L192 223L191 222L192 218L193 219H197L200 216H203V215H206ZM170 215H174V216L176 215L177 218L176 219L174 218L172 221H170ZM184 215H186V216L184 217ZM32 216H35V215L33 214ZM47 217H49V216H47ZM60 217H58V218L60 219ZM140 217H144L145 218L144 220H146V222L144 223L143 228L138 227L139 231H136L135 228H134V224L136 223V221L138 222V220H140ZM226 217H228V216H226ZM30 218H31V215H30ZM30 218H28L29 221H33V223H34V219H30ZM56 218H57V216H56ZM222 218L224 219L223 216H222ZM4 219H5V217H4ZM28 219L26 220V222L24 221L25 222V226H26V223L29 222ZM59 219L57 221L58 224H59V221H60ZM186 219H188L189 222H185ZM46 220L43 221V224L47 222ZM61 220H62V218H61ZM207 220H208V218H207ZM232 220L233 219H231V221ZM10 221L15 223L17 220L16 221L10 220ZM227 221H230V220H227ZM236 221H233V222H236ZM241 221H242V218H241ZM20 222H16V224L19 223V226H21ZM198 222H200V221L198 220ZM4 223L5 222L0 221L1 230H2V226L4 225ZM10 223L11 222H9V224ZM30 223H32V222H30ZM40 223H41V221H40ZM55 223H56V221H55ZM201 223H202V221H201ZM9 224H7L8 227L9 226L10 227L13 226L12 223H11V225H9ZM22 224H24V223H22ZM41 224H39V225H41ZM46 224H48V223H46ZM15 225L13 227H17V229H19L18 228L19 226H17L18 224L16 226ZM39 225H36V226H39ZM54 225L55 224H53L52 226H54ZM7 226L5 225V228ZM129 226H133V227H132V229L127 231ZM22 227L23 226H21L20 228H22ZM9 228L7 230H9ZM190 228H191V226H190ZM3 231H4V229H3ZM23 231H19V232L22 233ZM110 232H114V233L111 234V235H108V233H110ZM1 233H2V231H1ZM1 233H0V235H1L0 238L2 237L3 234L5 235L4 232L2 234ZM16 233H18V232L16 231ZM16 233H15V236H16ZM6 234L9 235L8 232H6ZM129 234L132 237L131 241H128ZM12 235H13V233L11 234V236ZM245 235H247L246 237L249 238L246 244L243 243L244 240L246 241V239L244 237ZM143 236L146 238V240H148L147 243L145 244V247L147 248L146 251L141 249V246L143 244H135L137 242V240L140 239V237L143 238ZM13 238H15V237L13 236ZM6 239H8V237ZM85 241H88V240H85ZM242 243L247 245V246L239 247L240 244H242ZM54 244H56V243H54ZM137 245L138 246L140 245V247L137 248L136 247ZM237 245L240 248V250L237 253V255H233L234 250H235ZM111 247H116V249L109 251V248H111ZM174 248H177V250L175 251V255L174 256H173V254L171 256L170 255H166L167 253L171 254L173 252ZM145 252H149V256L151 255L150 258L149 257L145 258V257H147L145 255L148 254V253H145ZM97 253H99V254L96 255ZM187 253L189 254V256L187 255ZM71 255H72L73 258H76V259H74L72 261H68L69 259H71V257H70ZM50 257H52V256H50ZM135 258L138 259V260H135ZM143 259H148V260L143 262ZM36 260H38V259H36ZM152 263L153 262H151V264ZM160 263H161V261H160ZM147 264H149V263H147Z\"/></svg>",
  "mask_w": 264,
  "mask_h": 264
}]
</instances>
